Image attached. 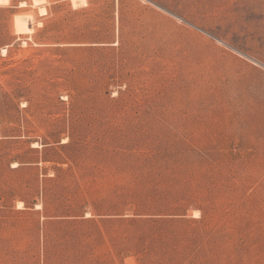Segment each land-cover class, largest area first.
<instances>
[{
  "label": "rangeland",
  "instance_id": "1",
  "mask_svg": "<svg viewBox=\"0 0 264 264\" xmlns=\"http://www.w3.org/2000/svg\"><path fill=\"white\" fill-rule=\"evenodd\" d=\"M0 264H264V0H0Z\"/></svg>",
  "mask_w": 264,
  "mask_h": 264
},
{
  "label": "bare ground",
  "instance_id": "2",
  "mask_svg": "<svg viewBox=\"0 0 264 264\" xmlns=\"http://www.w3.org/2000/svg\"><path fill=\"white\" fill-rule=\"evenodd\" d=\"M3 51H5V49H3ZM36 207H39L38 205Z\"/></svg>",
  "mask_w": 264,
  "mask_h": 264
}]
</instances>
